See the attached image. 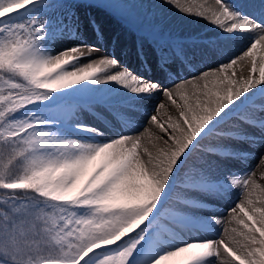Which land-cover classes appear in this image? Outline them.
<instances>
[{
	"label": "snow or ice",
	"instance_id": "obj_1",
	"mask_svg": "<svg viewBox=\"0 0 264 264\" xmlns=\"http://www.w3.org/2000/svg\"><path fill=\"white\" fill-rule=\"evenodd\" d=\"M167 2L248 43L170 88L114 55H96L101 49L85 39L95 20L49 13L54 0H0V264H264V185L256 170L209 177L207 156L236 153L225 145L200 149L213 133L252 143L248 128L264 133V0ZM63 40L73 42L58 47ZM195 56L183 45L162 49L161 68L178 59L193 65ZM238 61L250 66L240 79ZM156 93L176 117L158 103L140 129L125 131L130 120L113 131L79 119L85 98L142 103ZM232 118L233 128L221 129ZM229 188L240 194L228 226L218 238L189 239L192 229L224 222L185 214L197 202L180 194L223 196Z\"/></svg>",
	"mask_w": 264,
	"mask_h": 264
},
{
	"label": "bare ground",
	"instance_id": "obj_2",
	"mask_svg": "<svg viewBox=\"0 0 264 264\" xmlns=\"http://www.w3.org/2000/svg\"><path fill=\"white\" fill-rule=\"evenodd\" d=\"M213 2L214 0H197V3L206 6ZM237 2L247 5L253 3L254 0L246 2L237 0ZM174 8L178 7L167 2V0H161L160 4L156 3V0H106L105 5L75 7L67 14L75 13L81 20L86 16L97 22L95 25H89L85 36L88 43H95L101 49L96 55H114L131 70L143 73L149 78H158L170 88L174 86L175 82L189 77L193 68L195 71L214 68L221 61L226 62L229 57L240 55L248 43L243 36L229 39L221 33L217 26L194 15L187 14L188 17L196 20L195 23H191L189 19H181L182 17H179L181 12L178 11L176 14L173 13L172 21L164 11L173 12ZM63 16L64 14L58 17L63 18ZM141 23L143 24L140 25ZM97 27L102 31V36L99 38L96 34ZM161 31L163 32L161 33ZM72 42L71 40H63L58 42L57 46L63 47ZM177 45H183L196 52L193 65H183L178 59L167 68L162 69L163 61L160 59L162 49L167 51ZM204 52L207 55H201ZM234 69L236 78L240 79L248 73L250 66L246 65L245 62L238 61ZM107 87L114 86H100L101 89ZM177 102L181 101L177 98ZM158 103L166 105L165 109L161 110L162 113L167 112L173 117L177 116V110L162 93H156L142 103L126 101L123 103H102L103 106L85 98L82 101V107L78 110V115L79 119L86 124L113 131L120 130L124 127L123 122L130 120V128H124L125 131H129L130 129H140L141 126L145 125L153 107ZM109 107H116L118 113L114 114L109 110ZM166 119L167 116H161L162 122ZM234 124L235 118H232L225 121L223 125H228L232 129ZM153 130L156 131L157 135L162 134L156 128ZM247 130L251 135L256 136L255 143L244 138L221 140L213 133L202 141L200 149L204 150L214 145L227 146L229 151L236 153V158L212 154L220 157V162L216 164L220 166V170L226 172L227 175L228 173H243L255 169L259 183L264 185V179H259L261 173H264V159H262L264 158V133L259 128H248ZM202 154V151H198L194 154V158H199ZM242 156L245 158L241 159ZM182 194L191 197V199L183 198L197 202L187 206L189 210L184 211L185 214L200 220H212L213 217L210 212L216 214L229 212L231 206L238 202L240 190L229 188L226 194L220 195L223 199L222 205L214 202L215 195L204 194L201 191ZM234 197L236 200L233 202ZM204 199H208L209 202ZM194 210H198L197 215L191 212ZM226 221L221 224L212 223L210 227H199V230L191 231L188 238H218L223 228L228 226Z\"/></svg>",
	"mask_w": 264,
	"mask_h": 264
},
{
	"label": "rangeland",
	"instance_id": "obj_3",
	"mask_svg": "<svg viewBox=\"0 0 264 264\" xmlns=\"http://www.w3.org/2000/svg\"><path fill=\"white\" fill-rule=\"evenodd\" d=\"M239 1V0H238ZM245 2L247 1V0H244ZM54 2H56L57 3V7H55V8H52V9H49L48 11H49V13H54L56 16H61V15H63V14H67L68 12H70V11H72L74 8H75V6L74 5H80V4H83L84 3V0H54ZM156 3H158V4H160L161 3V0H156ZM236 3H239V2H237V0H236ZM66 5L65 7H60L59 5ZM109 12H111V13H113L111 10H109V9H107ZM181 12V14L179 15V17H182L181 19H189V21L191 22V23H195L196 22V20H194L193 18H190V17H188V15L187 14H185V13H183L182 11H180L178 8H174V10H173V12L172 11H168V10H166V11H164V13L166 14V15H168V17L173 21V13H175L176 14V12ZM108 17H110V15H107ZM180 20V19H179ZM143 23H141L140 25H142ZM141 29V28H140ZM139 29V30H140ZM146 30L148 31V29L146 28ZM163 31H161V33H162ZM58 45V44H57ZM98 103V102H97ZM98 105L99 106H103V104L102 103H98ZM109 110L110 111H112L114 114H117L118 113V109L116 108V107H113V108H111V107H109ZM221 129H224V130H229L230 128H229V126L228 125H221ZM207 159H209V160H211V162H212V165H213V167L211 168V169H209L208 170V175H209V177H222V176H225L226 175V172H224V171H221L220 170V166L219 165H216L217 164V162H220V157L219 156H215V155H209V156H207L206 157ZM231 192H232V190H231ZM182 197H186V198H189V199H191V197L190 196H187V195H185V194H180ZM209 199V198H208ZM208 199H204V200H207V202H209L208 201ZM210 200V199H209ZM236 200V197H234L233 198V202ZM222 201H223V199L220 197V195H215V197H214V202L215 203H219V204H223L222 203ZM183 211H188L189 209L187 208V206H184L183 207V209H182ZM192 213H194L195 215H197V213H198V210H194V211H191ZM211 214H212V217L213 218H218V219H220L221 221H226L227 219H228V217H229V212H226V213H224V214H216V213H214V212H210ZM217 215H221V216H217ZM200 228H196V229H192L191 231L193 232L194 230H199ZM185 231H188V230H185ZM190 239V238H189ZM167 264H176V261L174 260V261H169V262H167Z\"/></svg>",
	"mask_w": 264,
	"mask_h": 264
}]
</instances>
